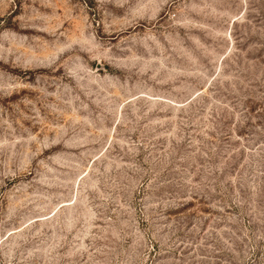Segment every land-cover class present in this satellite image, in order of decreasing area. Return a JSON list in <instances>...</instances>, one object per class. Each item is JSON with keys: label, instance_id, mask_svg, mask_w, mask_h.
Listing matches in <instances>:
<instances>
[{"label": "rangeland", "instance_id": "1", "mask_svg": "<svg viewBox=\"0 0 264 264\" xmlns=\"http://www.w3.org/2000/svg\"><path fill=\"white\" fill-rule=\"evenodd\" d=\"M0 264H264V0H0Z\"/></svg>", "mask_w": 264, "mask_h": 264}]
</instances>
